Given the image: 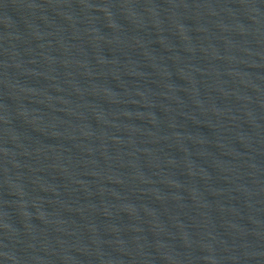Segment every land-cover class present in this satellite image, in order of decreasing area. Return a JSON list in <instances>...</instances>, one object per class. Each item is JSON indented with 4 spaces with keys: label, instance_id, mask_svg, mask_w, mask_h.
<instances>
[{
    "label": "water",
    "instance_id": "obj_1",
    "mask_svg": "<svg viewBox=\"0 0 264 264\" xmlns=\"http://www.w3.org/2000/svg\"><path fill=\"white\" fill-rule=\"evenodd\" d=\"M0 264H264V0H0Z\"/></svg>",
    "mask_w": 264,
    "mask_h": 264
}]
</instances>
